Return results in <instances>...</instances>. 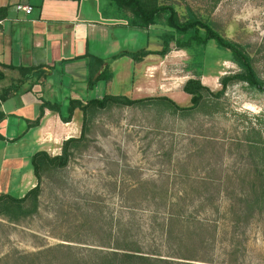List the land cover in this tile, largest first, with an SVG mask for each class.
<instances>
[{
	"label": "rangeland",
	"instance_id": "374dc122",
	"mask_svg": "<svg viewBox=\"0 0 264 264\" xmlns=\"http://www.w3.org/2000/svg\"><path fill=\"white\" fill-rule=\"evenodd\" d=\"M169 1L182 14L190 6L211 15L234 41L264 44V0ZM153 29L150 39L117 36L115 53H155L139 63L128 56L112 62L121 73L117 94L165 96L186 107L190 96L183 88L190 79L220 91L223 76L242 70L214 41L184 49L173 42L161 56L164 28ZM129 63L136 66L133 81L123 77ZM227 103L247 117L183 120L158 109L100 113L87 149L44 181L40 213L19 224L0 218V264H113L105 255L121 256L120 249L166 260L156 264H264V214L245 219L237 199L250 169L240 147L242 124L258 119L264 129V93L236 85ZM38 138L18 149L46 150ZM114 264H122L121 257Z\"/></svg>",
	"mask_w": 264,
	"mask_h": 264
},
{
	"label": "trees",
	"instance_id": "16d2710c",
	"mask_svg": "<svg viewBox=\"0 0 264 264\" xmlns=\"http://www.w3.org/2000/svg\"><path fill=\"white\" fill-rule=\"evenodd\" d=\"M58 1V0H46ZM106 2V15L114 14L118 21H122L129 28L141 30L148 33L152 28H164L161 36L164 48L157 54L166 56L170 52V46L175 42L181 48L204 47L211 41L217 46L229 52L233 60L241 67V71L225 75L220 80L221 90L212 91L199 79H190L184 85V92L190 96V105L183 107L169 97H148L143 99H132L122 95L107 94L101 99L82 101L71 99L68 103L67 113L63 114L61 104H53L41 101L40 115L35 121H29V130L38 128L45 116L46 111L61 115L64 123H71L77 113L81 115L82 131L79 137L66 140L62 145L60 155L52 156L46 151H38L31 157V166L37 185L23 197H15L10 194H0V218L10 223L19 224L30 220L40 213L43 196V183L53 175L66 170L78 153L87 149L95 118L102 112L113 110H149L158 109L169 113L180 119H190L197 116L219 118L224 117L230 121L237 122L246 115L232 109L227 103V91L233 86L247 84L252 88L264 93V80L261 78V70L264 68V44L250 46L230 39L223 24L218 23L211 15L205 18L192 7L186 9L182 14L169 0H104ZM169 1V2H168ZM221 0H214V6ZM214 9V8H213ZM7 8H0V21L5 18ZM155 54L147 50L138 53H126L134 62H143L144 59ZM91 80L89 88H93L101 81L112 80V72L106 67L105 71L95 78L96 71L104 66V61L90 56ZM4 65L0 61V81L4 78L2 72ZM20 79H17L9 88L0 91V101H7L21 93V87L29 80L39 84L46 79L51 69L45 66L18 67ZM5 116L0 112V123ZM243 139L240 147L247 152L250 163L248 178L243 180L241 193L237 195L242 215L245 219L251 218L255 213L264 214V129L258 119L242 124ZM6 138L0 133V141ZM220 182V181H219ZM231 196H229L230 198ZM226 200L231 199L225 195ZM118 250V249H117ZM122 250L121 256L118 252L110 255L112 263L119 261L122 264H156L166 260L157 261L136 253V251ZM115 257H118L114 260ZM167 263V262H165Z\"/></svg>",
	"mask_w": 264,
	"mask_h": 264
},
{
	"label": "crops",
	"instance_id": "0c3cea01",
	"mask_svg": "<svg viewBox=\"0 0 264 264\" xmlns=\"http://www.w3.org/2000/svg\"><path fill=\"white\" fill-rule=\"evenodd\" d=\"M17 5L32 6L33 13L18 12ZM105 6L104 0H0V8H7L5 18L0 21V61L4 65L0 91L20 79V73L14 67L45 66L51 69L48 77L39 84L29 80L21 87L20 94L0 101V112L5 116L0 123V133L6 138L0 141V194L23 197L36 187L37 179L34 181L26 176L30 175L28 165L31 166V157L36 152L25 153L26 144L39 136L38 140L47 147L44 151L57 156L66 140L81 134L79 113L71 123H64L60 114L46 111L41 125L29 130V121L37 120L40 115L41 101L61 104L66 115L71 99L87 102L111 93L128 94H117L120 91L116 90L115 84L121 73L114 69L116 65L112 62L121 61L127 57L126 53L132 52L115 53L112 47L117 44V36H127V32H131L143 38L145 32L111 19L106 15ZM154 30L145 34L149 36ZM90 56L104 61L95 78L108 67L112 80L101 81L89 88ZM129 64V74L123 77L133 81L136 66ZM75 123L77 127H74Z\"/></svg>",
	"mask_w": 264,
	"mask_h": 264
},
{
	"label": "built area",
	"instance_id": "2783aa9c",
	"mask_svg": "<svg viewBox=\"0 0 264 264\" xmlns=\"http://www.w3.org/2000/svg\"><path fill=\"white\" fill-rule=\"evenodd\" d=\"M17 11L23 12L26 15H31L33 13V7L32 6H26V5H17Z\"/></svg>",
	"mask_w": 264,
	"mask_h": 264
}]
</instances>
